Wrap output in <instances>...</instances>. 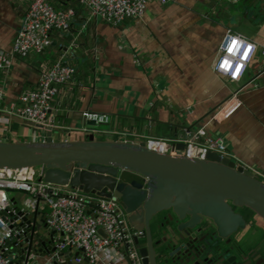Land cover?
Segmentation results:
<instances>
[{
    "label": "crops",
    "instance_id": "obj_1",
    "mask_svg": "<svg viewBox=\"0 0 264 264\" xmlns=\"http://www.w3.org/2000/svg\"><path fill=\"white\" fill-rule=\"evenodd\" d=\"M31 2L0 0V52L7 57L0 77L5 93L0 141H71L95 134L96 139L142 143L150 137L182 138L204 128L224 142L233 160L264 175V75H259L264 58L257 53L237 82L213 69L229 31L264 46V0L152 1L142 19L119 25L92 17L77 0H60L63 9L76 6L70 28L53 32L51 46L41 53L19 58L12 47ZM63 56L76 74L52 101L54 127L34 130L9 115L8 106L17 104ZM234 97L240 103L234 112L217 114ZM84 112L109 115L111 122L100 125L110 127L109 132L84 125ZM12 192L13 207L25 202L27 211H34V197ZM46 257L40 253L29 264H48ZM102 258L105 264H129L112 250Z\"/></svg>",
    "mask_w": 264,
    "mask_h": 264
},
{
    "label": "water",
    "instance_id": "obj_2",
    "mask_svg": "<svg viewBox=\"0 0 264 264\" xmlns=\"http://www.w3.org/2000/svg\"><path fill=\"white\" fill-rule=\"evenodd\" d=\"M21 123L41 128L24 119ZM84 125L96 126L93 121ZM177 148L183 150L184 145ZM37 167L44 168L46 183L119 202L136 233L134 245L142 264H243L236 256L230 260L228 252L215 244L196 246L190 232L204 219L214 228L213 239L244 230L246 221L234 208L248 209L264 221V182L230 158L212 152L205 159H194L152 151L144 142L97 140L95 134L71 141H0V170ZM38 205L31 213L27 203L15 204V214L9 213L16 226H30L8 242L19 264H29L40 253H54L59 242ZM167 210L171 214L165 225L176 219L178 235L175 241L169 236L154 241L150 222ZM41 228L42 233H35Z\"/></svg>",
    "mask_w": 264,
    "mask_h": 264
},
{
    "label": "built area",
    "instance_id": "obj_3",
    "mask_svg": "<svg viewBox=\"0 0 264 264\" xmlns=\"http://www.w3.org/2000/svg\"><path fill=\"white\" fill-rule=\"evenodd\" d=\"M77 1L81 7L89 10L92 17L111 25H119L125 21L142 19L150 2L165 4L169 0ZM75 15L73 8H57L50 0H32L14 40L13 55L25 58L30 53H41L49 48L52 33L67 31ZM233 41L236 42L235 46L229 52ZM257 53L264 58V46L259 48L246 36L229 31L219 47L213 69L229 81L237 82ZM224 61H228L227 68L221 67ZM6 66V54L0 52V77ZM75 74V66L63 56L41 74L34 88L27 89L19 96L17 104H10L6 112L35 125L53 128L55 122L50 115L52 101L58 88L72 83ZM259 75H264V68ZM4 98L5 93L0 88V108ZM239 104L234 97L217 114L227 117ZM83 117L85 121H93L96 126L111 122L110 116L102 113L84 112ZM144 143L152 151L194 159H205L209 152L216 153L230 158L237 166L264 182V175L254 167L233 160L224 142L220 138L209 137L204 128L194 133L186 132L182 138L150 137ZM178 144H183L184 149L179 150ZM43 176V167L0 170V264H19L8 242L19 238L30 228L16 226L17 220L9 216L15 207L11 205L9 191L23 192L34 197L43 211L47 228L60 235L56 251L45 254L48 264H105L102 257L108 250L125 257L129 264H142L134 245L136 233L129 226L127 214L119 202L46 183Z\"/></svg>",
    "mask_w": 264,
    "mask_h": 264
},
{
    "label": "flooded vegetation",
    "instance_id": "obj_4",
    "mask_svg": "<svg viewBox=\"0 0 264 264\" xmlns=\"http://www.w3.org/2000/svg\"><path fill=\"white\" fill-rule=\"evenodd\" d=\"M234 210L244 217L246 221L244 230H239L224 239H213L211 236L214 233V228L209 220L204 219L197 228L190 232L196 246L215 244L217 249L228 252L230 260H233V256H236L237 261H242L243 264H247L249 261H252V264H264V221L257 218L248 209L234 208ZM169 214H171L170 210L162 211L151 220L150 232L154 241L164 240L167 236L170 237V241H175V237L178 235L176 232V219L173 221L175 224L169 222L165 225L169 219ZM140 234L143 237L141 241L144 242L146 233L142 232ZM253 234L260 237V239H255L256 237L254 238Z\"/></svg>",
    "mask_w": 264,
    "mask_h": 264
},
{
    "label": "rangeland",
    "instance_id": "obj_5",
    "mask_svg": "<svg viewBox=\"0 0 264 264\" xmlns=\"http://www.w3.org/2000/svg\"><path fill=\"white\" fill-rule=\"evenodd\" d=\"M90 129H92V130H95V129H100L101 130V132L102 133H108L109 132V130H110V127H108V126H91L90 127ZM98 137H100V138H105L106 136H98ZM132 177H125V179L126 180H129L130 181V179H131ZM134 178V177H133ZM261 180V179H260ZM13 193H15V192H8V194H9V197H11V195L13 194ZM19 206H21V203L19 204ZM257 235H255V234H253V237L255 238ZM258 238L260 239V237H256L255 239H257L258 240Z\"/></svg>",
    "mask_w": 264,
    "mask_h": 264
},
{
    "label": "trees",
    "instance_id": "obj_6",
    "mask_svg": "<svg viewBox=\"0 0 264 264\" xmlns=\"http://www.w3.org/2000/svg\"><path fill=\"white\" fill-rule=\"evenodd\" d=\"M51 3L55 6V7H57V8H63V6L60 4V0H54V1H51ZM72 7L74 8V9H76V6H75V4H73L72 5ZM176 132H174L173 134L176 136L177 135V130H175ZM173 135V136H174ZM97 140H104V139H102V138H100V137H97ZM172 224H175V222H173Z\"/></svg>",
    "mask_w": 264,
    "mask_h": 264
},
{
    "label": "snow or ice",
    "instance_id": "obj_7",
    "mask_svg": "<svg viewBox=\"0 0 264 264\" xmlns=\"http://www.w3.org/2000/svg\"><path fill=\"white\" fill-rule=\"evenodd\" d=\"M235 41L232 42V47H230L228 50L231 52L235 46ZM222 68H227L228 67V61H224L223 64L221 65Z\"/></svg>",
    "mask_w": 264,
    "mask_h": 264
}]
</instances>
